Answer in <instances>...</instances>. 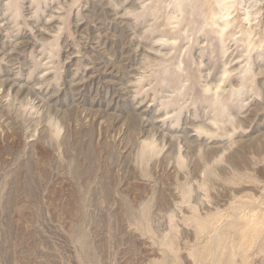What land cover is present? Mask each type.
Listing matches in <instances>:
<instances>
[{
    "label": "rangeland",
    "instance_id": "rangeland-1",
    "mask_svg": "<svg viewBox=\"0 0 264 264\" xmlns=\"http://www.w3.org/2000/svg\"><path fill=\"white\" fill-rule=\"evenodd\" d=\"M0 264H264V0H0Z\"/></svg>",
    "mask_w": 264,
    "mask_h": 264
},
{
    "label": "bare ground",
    "instance_id": "bare-ground-1",
    "mask_svg": "<svg viewBox=\"0 0 264 264\" xmlns=\"http://www.w3.org/2000/svg\"><path fill=\"white\" fill-rule=\"evenodd\" d=\"M252 215H250V217H251ZM245 219H246V217H244ZM256 219L255 217H252V219ZM252 219H250V221H252ZM248 220H249V218H248ZM250 224V223H249ZM249 226H251V224L249 225ZM253 226V225H252ZM252 226H251V228H252ZM255 226V225H254ZM247 227H248V224H247ZM245 234V233H244ZM245 242V241H244ZM246 243V242H245Z\"/></svg>",
    "mask_w": 264,
    "mask_h": 264
}]
</instances>
